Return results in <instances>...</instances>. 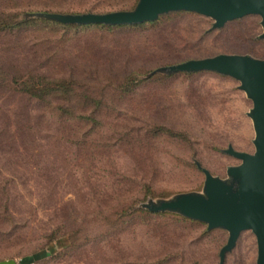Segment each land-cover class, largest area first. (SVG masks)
Wrapping results in <instances>:
<instances>
[{
  "label": "rangeland",
  "instance_id": "rangeland-1",
  "mask_svg": "<svg viewBox=\"0 0 264 264\" xmlns=\"http://www.w3.org/2000/svg\"><path fill=\"white\" fill-rule=\"evenodd\" d=\"M137 3L0 0V262L219 264L224 230L173 213L113 214L202 192L197 162L225 179L240 164L223 153L229 145L255 151L252 102L239 82L209 72L150 74L221 54L264 59L261 19L211 30L212 19L190 12L118 27L31 16ZM256 259L247 231L224 264Z\"/></svg>",
  "mask_w": 264,
  "mask_h": 264
},
{
  "label": "water",
  "instance_id": "water-1",
  "mask_svg": "<svg viewBox=\"0 0 264 264\" xmlns=\"http://www.w3.org/2000/svg\"><path fill=\"white\" fill-rule=\"evenodd\" d=\"M175 12L196 13L214 21L211 30L223 28L228 22L247 16H258L263 29L264 0H138L133 10L105 14H55L31 15L64 25L136 26L157 21L161 16ZM209 72L232 78L239 82V90L252 102L247 114L253 122L255 151H237L232 145L223 153L240 161L227 168L225 179L212 175L196 163L204 174L202 192H186L169 199L149 201L142 207L151 213H173L183 218L207 225L209 231L221 229L228 240L219 253V264H224L242 233L250 231L256 238V264H264V59L249 55L221 54L204 59L160 68L150 75L162 73ZM0 264H18L15 260Z\"/></svg>",
  "mask_w": 264,
  "mask_h": 264
},
{
  "label": "trees",
  "instance_id": "trees-1",
  "mask_svg": "<svg viewBox=\"0 0 264 264\" xmlns=\"http://www.w3.org/2000/svg\"><path fill=\"white\" fill-rule=\"evenodd\" d=\"M53 1H57V0H53ZM37 11L38 12H44V13H55V12L51 11V8H45V10H37ZM31 13H34V12H31ZM56 13H59V12H56ZM53 22H55V21H53ZM93 26H102V25H93ZM109 27H118V26H109ZM133 205L134 204H130V205H128L125 208L124 207H120V208L117 207L115 209V213L113 214V216H117V218L120 219V220H124L127 215H130L129 213L139 214V215H143V216H147V217H151L152 216V215L148 214V211L147 210H146L147 212L144 211V210H136Z\"/></svg>",
  "mask_w": 264,
  "mask_h": 264
},
{
  "label": "built area",
  "instance_id": "built-area-1",
  "mask_svg": "<svg viewBox=\"0 0 264 264\" xmlns=\"http://www.w3.org/2000/svg\"><path fill=\"white\" fill-rule=\"evenodd\" d=\"M17 262V261H16ZM17 263H19V262H17ZM20 264V263H19Z\"/></svg>",
  "mask_w": 264,
  "mask_h": 264
}]
</instances>
